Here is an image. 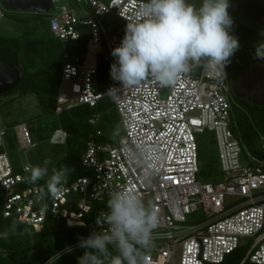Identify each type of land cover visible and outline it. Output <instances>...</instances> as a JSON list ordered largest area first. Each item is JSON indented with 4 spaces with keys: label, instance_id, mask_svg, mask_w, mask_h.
I'll list each match as a JSON object with an SVG mask.
<instances>
[{
    "label": "built area",
    "instance_id": "2783aa9c",
    "mask_svg": "<svg viewBox=\"0 0 264 264\" xmlns=\"http://www.w3.org/2000/svg\"><path fill=\"white\" fill-rule=\"evenodd\" d=\"M142 2L50 0L49 30L62 44L84 36L95 49L105 42L111 53ZM103 18L112 19L110 25ZM97 74L96 64L85 65L82 55L64 47L53 112L59 115L79 105L95 107L107 97L122 128L118 143L100 138L101 114H90L87 121L94 135L86 140L80 156L86 173L62 185L57 198L37 204L35 193L45 181L37 185L24 181L28 161L14 170L4 141L8 126L0 124V218L20 221L36 231L48 216L63 219L68 227L86 226L84 217L95 201L104 202L111 190L133 189L159 216L147 264H220L240 247L243 237H253L243 261L264 264V161L251 155L242 159L245 146L231 129L232 96L226 76L204 64L194 66L174 87L162 88L146 80L123 89L109 75L99 89ZM63 81L69 83L66 90ZM113 88L117 93L109 91ZM13 128L21 147L28 150L34 143L28 123L20 121ZM205 130L215 136L221 175L217 180H202L199 174L195 134ZM51 139L63 143L66 132L58 128ZM260 139L264 150V136ZM103 209L105 205L98 213ZM196 212L201 216L188 222ZM77 243L68 246L73 250ZM65 252L66 247L58 255Z\"/></svg>",
    "mask_w": 264,
    "mask_h": 264
},
{
    "label": "clouds",
    "instance_id": "9594fccd",
    "mask_svg": "<svg viewBox=\"0 0 264 264\" xmlns=\"http://www.w3.org/2000/svg\"><path fill=\"white\" fill-rule=\"evenodd\" d=\"M230 7L229 0H200L198 5L189 0H143L134 18L126 22L120 43L111 49L114 61L109 67L110 77L123 89L146 80L167 88L176 86L194 66L204 64L225 77V68L240 47L238 38L231 34L234 21ZM260 35L254 58L264 61V31ZM109 91L117 93L114 88ZM51 163L46 159L43 165L23 167L27 174L23 179L28 184L37 185L47 178L35 193L37 204L57 198L61 186L68 182L66 168L54 169L49 175ZM20 224L13 221L0 238L34 235L30 227L20 228ZM95 225L87 236H78L76 246L84 251L76 258L77 264H147L146 253L153 247L159 216L135 190L109 191ZM66 250L72 249L67 246Z\"/></svg>",
    "mask_w": 264,
    "mask_h": 264
},
{
    "label": "trees",
    "instance_id": "16d2710c",
    "mask_svg": "<svg viewBox=\"0 0 264 264\" xmlns=\"http://www.w3.org/2000/svg\"><path fill=\"white\" fill-rule=\"evenodd\" d=\"M189 1L200 3V0ZM230 9L231 7L229 13L232 11ZM30 13L32 15L18 16L3 9L4 17L10 16L24 24L23 34L27 37L20 40L18 37L0 35V61L15 63L17 60L21 67L20 81L10 91L18 89L23 94L34 93L42 98L43 104L52 108L51 112L45 114L53 115V120L45 125V129L41 122L35 121L33 125H28L34 143L50 138L58 128H62L66 132V139L63 143L66 144L67 150L63 160L58 161L57 170L61 169L62 161H64L65 168L70 173L68 176V181H70L86 173L80 166V156L84 151L86 140L94 135V127L88 123L87 118L90 114L99 112L102 102H105L103 100L106 99V103H109V99L102 98L95 107L79 105L65 109L59 115L54 114L53 110L60 84L62 50L65 47L69 53L84 57L88 52L89 43L87 38L82 36L77 41L62 44L51 34L43 13ZM233 21L232 31L238 38L240 47L225 68V73L229 72V77L226 75L229 84L237 76L262 62L254 58V45L261 39L260 33L263 30L247 24L240 18L235 17ZM103 46L105 48L101 53L102 58L98 57L96 60L99 89L104 88L107 84L110 63L114 61L105 42ZM24 55L27 57L26 61L21 60ZM35 55L40 56L41 65L36 63ZM51 55L54 56L53 59H51ZM8 58L11 61L7 60ZM232 112L231 129L241 138L244 146L245 142L251 143L253 138L264 136V106L255 105L243 98L233 96ZM102 129L103 135L100 137L102 140L118 142L104 131L103 126ZM251 150L252 152L249 151L251 156L264 161V152H257L254 148ZM13 166L15 171L19 170L18 167ZM51 174L53 173L49 175ZM46 179L38 182L46 181ZM101 207L100 201L93 203L92 210L84 217L86 226L68 227L63 219H53L48 216L42 229L36 231L30 227L34 233L31 237L12 235L7 240L0 238V264H77L76 258L83 254V249L76 248L61 255L58 253L78 240V236H87L90 231L96 229L95 217ZM13 221L15 220L0 218V233H3ZM25 226L27 225L20 224V228ZM244 256L245 250L238 248L228 253L220 264H254L248 260L243 261Z\"/></svg>",
    "mask_w": 264,
    "mask_h": 264
},
{
    "label": "rangeland",
    "instance_id": "374dc122",
    "mask_svg": "<svg viewBox=\"0 0 264 264\" xmlns=\"http://www.w3.org/2000/svg\"><path fill=\"white\" fill-rule=\"evenodd\" d=\"M196 4L198 5L199 2H196ZM231 9L232 11L230 12V15L232 16V18H235V17L238 19L240 18L247 24L255 28H260L264 31L263 26L259 24L257 25V23L255 24V22L243 16H240L238 13L235 12L232 6H231ZM9 11L18 16H24L25 14L32 15V13L27 12V11H11V10ZM80 13H82V11ZM43 14H44L43 15L44 18H46L47 20L48 19L47 14L49 15L50 12H43ZM103 22L105 23L106 26H108L112 22V19L103 18ZM23 30H24V24L22 22H19L15 20L14 18H11L10 16H5V17L0 16V35L18 37L20 40H23L25 37H27V35L23 34ZM84 34L87 35L86 31L84 32ZM231 34L234 35L233 31ZM104 48L105 47L103 46V44L101 47L97 49L92 48L91 45L89 44L88 52L87 54L84 55V64L88 66L95 65L97 58L98 57L102 58L101 53L104 51ZM35 58H36L35 59L36 63L41 65L42 60L40 56L35 55ZM53 58L54 56L51 55V59ZM112 58L114 59L113 56ZM26 59H27L26 55L21 57V60L23 61H26ZM7 60L11 61V59L9 58ZM226 75L227 77H229V72H226ZM61 86L63 90H66L69 87V83L66 81H63ZM103 101L105 102H102V105L99 109V113L101 114V118H102L101 119L102 126L104 128V131L108 135L112 136L114 139L119 141V138L123 135L119 118L117 116L116 111L114 110L112 106L111 100L110 99L108 100L109 103H106V99H104ZM51 110L52 108L49 105L43 104L42 98L40 96H37L34 93L29 92V93L23 94L17 89V90H13L10 92L8 91V92L0 94V124L8 126L7 133L4 138L5 145H6L8 156L12 164L18 167L19 170H21L23 164L27 161L32 165H43V161L47 159L52 162L48 166L49 174H50V173H53L54 169L57 170L58 161L60 159L63 160V158L65 157L67 146L65 143H59V142L52 141L51 137L54 132L52 133L50 138L48 139L46 138L42 141L33 143L30 146V148L26 151L21 147L20 142L15 135V130L13 128V125H15L17 122H20V121H25L30 125H33L35 121L41 122L43 123V129H45V125L49 124L53 120V115H45L46 113L51 112ZM42 115H45V116H42ZM116 132H119V135L114 136V133ZM195 136H196V140L198 144V155H199V165H200L199 174L201 176V179L202 180L220 179L219 177L221 175L219 172V161H218V156H217V146H216L214 133L209 130H205L203 132L196 133ZM115 143H118V142H115ZM245 147H246V150L242 154V159L250 155L249 151L252 152L251 150L252 148L256 149L257 152H260V153L264 152L261 146L260 136L253 138L251 143L245 142ZM65 166H66V163L62 161L61 168H65ZM105 201L100 202V204L104 206ZM200 216L201 214L199 212L191 214L188 216V219H189L188 222L196 221L198 217ZM252 240H253V237H249V238L243 237L240 239L241 244L239 248H242L243 250H245V254Z\"/></svg>",
    "mask_w": 264,
    "mask_h": 264
},
{
    "label": "water",
    "instance_id": "95a60500",
    "mask_svg": "<svg viewBox=\"0 0 264 264\" xmlns=\"http://www.w3.org/2000/svg\"><path fill=\"white\" fill-rule=\"evenodd\" d=\"M239 15L264 27V0H229ZM2 6L11 11L46 12L50 0H2ZM224 77V76H222ZM21 78L18 61H0V94L15 88ZM232 93L248 102L264 106V64L261 62L237 76L231 84ZM46 264V263H45Z\"/></svg>",
    "mask_w": 264,
    "mask_h": 264
},
{
    "label": "flooded vegetation",
    "instance_id": "af4514ba",
    "mask_svg": "<svg viewBox=\"0 0 264 264\" xmlns=\"http://www.w3.org/2000/svg\"><path fill=\"white\" fill-rule=\"evenodd\" d=\"M241 16V15H240ZM231 84H232V82L229 84V86H230V93H231V96H232V99H233V96H235L233 93H232V90H231Z\"/></svg>",
    "mask_w": 264,
    "mask_h": 264
}]
</instances>
